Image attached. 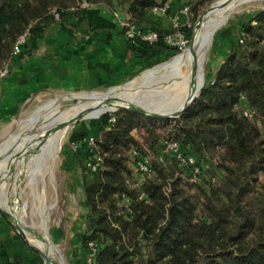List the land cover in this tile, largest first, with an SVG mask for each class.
Segmentation results:
<instances>
[{
	"label": "trees",
	"instance_id": "obj_1",
	"mask_svg": "<svg viewBox=\"0 0 264 264\" xmlns=\"http://www.w3.org/2000/svg\"><path fill=\"white\" fill-rule=\"evenodd\" d=\"M86 1L125 11L144 30L152 8L167 0ZM203 1L195 0L192 9ZM80 2L0 0V67L15 58L11 52L19 35L42 32L55 20L53 11L58 19L79 15ZM176 8L170 6L168 13ZM195 18L190 27H181L188 39ZM173 29H160L151 44L125 37L127 51L137 57L152 49L177 53L162 39ZM92 136L91 146L89 136L70 137L84 152L82 245L93 252L89 264H264V8L245 20L241 37L212 79L177 118L160 123L117 109L100 117ZM164 140L195 157V181L190 167L179 165L171 152L163 153V163L157 160ZM143 145L154 156L152 172L133 186L130 151H142ZM95 158L98 169L86 171ZM0 221L10 226L1 213ZM8 239L22 242L15 233ZM3 259L23 264L18 256L4 254Z\"/></svg>",
	"mask_w": 264,
	"mask_h": 264
},
{
	"label": "rangeland",
	"instance_id": "obj_2",
	"mask_svg": "<svg viewBox=\"0 0 264 264\" xmlns=\"http://www.w3.org/2000/svg\"><path fill=\"white\" fill-rule=\"evenodd\" d=\"M210 3L204 0L195 9H192L191 5V19L196 17L194 23ZM260 8H264L263 0H248L241 3L238 9L231 13L232 15H230L214 32L205 52L203 84L212 79L216 68L222 62L224 56L241 37L242 24L254 11ZM181 52L182 51H179L174 54L170 51L163 52L160 59H156L154 63L140 68L124 81L107 85L96 90L104 91L116 97H122L132 90V83L136 79V76L139 77L148 74L152 69L165 61L173 59ZM143 71L145 72L140 75ZM125 83L127 84L123 87L109 89L112 86H119ZM84 90L88 89L67 92L42 91L31 97L30 100L23 104L19 113L0 136V156L2 148L16 136L23 133L31 124L29 123L26 126V123L30 120L40 119L53 111L56 106L66 107L77 103V99L70 95ZM110 112L112 111L105 113ZM105 113H102L99 117L81 119L69 128L60 144L57 146L56 152H54L52 158L46 162V166L44 167L46 176L42 182L38 183L37 188L33 187L37 182L35 176L36 166L33 161V159L35 160V149L20 153L19 157H17L16 154L15 157H17V159L13 157L11 159H14L11 162L12 165L6 169V176H9L11 181H9L10 183L8 185L6 184L7 180L3 182V190L6 192L9 199L15 198L16 215L19 219H22L26 224L31 223L30 208L32 206L33 208L38 207L37 205L40 200H38L37 197H41L46 207H48L49 221L46 230L53 243L60 264H89L90 257L93 254L91 249H84L82 245L86 214L81 188L83 177L82 168L85 164L84 152L82 147L77 145H75V148L72 147L70 137L72 134L78 133H82L85 137H91L94 124L97 123L100 117ZM170 120H159V122L165 123ZM9 133L10 135L6 138L5 136ZM10 227L12 228V232L20 237L26 250L31 253L30 257L32 259L30 263L43 264V260L40 258L39 254L30 249L11 225Z\"/></svg>",
	"mask_w": 264,
	"mask_h": 264
},
{
	"label": "crops",
	"instance_id": "obj_3",
	"mask_svg": "<svg viewBox=\"0 0 264 264\" xmlns=\"http://www.w3.org/2000/svg\"><path fill=\"white\" fill-rule=\"evenodd\" d=\"M186 1L167 0L173 8ZM172 12L174 9L166 14L152 10L150 27L169 29ZM163 52L152 49L146 57L129 53L118 19L104 5H90L75 17L53 20L42 32L28 38L8 72L0 77V136L35 94L96 90L119 83L160 59ZM13 234L11 227L0 221V264H4V254L11 258L18 256L23 264H31V253L24 244L8 239Z\"/></svg>",
	"mask_w": 264,
	"mask_h": 264
},
{
	"label": "bare ground",
	"instance_id": "obj_4",
	"mask_svg": "<svg viewBox=\"0 0 264 264\" xmlns=\"http://www.w3.org/2000/svg\"><path fill=\"white\" fill-rule=\"evenodd\" d=\"M245 1L248 0H214L197 23L193 49L186 47L173 59L161 63L148 74L136 77L132 83V90L124 96L116 97L97 90L73 93L70 96H74L77 103L68 105L67 108L56 106L47 115L34 120L23 133L2 148L0 209L23 224L22 233L27 241L41 253L43 264H60L46 230L49 209L44 200L37 197L40 200L38 207L30 208L31 223L26 224L17 217L15 198L9 199L3 190V182L7 180L8 185L11 181L9 176H6V169L14 160L11 159L13 157L17 159L20 153L28 150H36L33 161L37 167H35L37 182L33 187L37 188L38 183L42 182L46 176L44 168L46 162L56 152L57 146L69 130L66 124L72 120L99 117L102 113L122 105H131L158 113L173 114L178 111L199 92L203 85V63L211 36ZM16 154L17 157H15Z\"/></svg>",
	"mask_w": 264,
	"mask_h": 264
},
{
	"label": "built area",
	"instance_id": "obj_5",
	"mask_svg": "<svg viewBox=\"0 0 264 264\" xmlns=\"http://www.w3.org/2000/svg\"><path fill=\"white\" fill-rule=\"evenodd\" d=\"M195 0H187L182 5L177 7L174 12L169 15L170 25L173 31L168 32L162 36L163 41L169 47L175 48L179 51L187 47L189 39L186 36L182 26L190 27L191 26V4ZM89 4L86 0H81L80 7L82 9L88 8ZM170 4L166 1L160 6L152 8V10L158 11L160 13L166 14L170 8ZM114 16L118 19V23L121 29H124V36L126 38L139 37L141 40L148 42L149 44L155 42L160 36L159 29L148 27L144 30H141L137 24L129 18V15L125 11H111ZM54 19H58V13L53 11ZM30 37L28 31H25L23 34L19 35L12 48V56H18L27 44V40ZM240 41H242L240 39ZM9 66L3 68L0 67V77L4 76L8 72ZM244 114H249L248 110L244 111ZM113 120V118H110ZM95 137L91 136L87 138L88 145H93ZM76 143L72 142V147L75 148ZM143 150L140 151L136 148H132L130 151L131 154V167L133 172V178L131 179L133 186H139L143 177L147 174H150L151 171V160L154 158L150 149L145 145L142 146ZM163 149L160 155L157 157V160L161 163L164 162L163 153L171 152L176 158L179 165H188L191 169L190 180L195 181L196 174L199 171V166L196 164V159L190 154L184 153L180 150L178 144L175 141H163ZM100 166V159L95 158L86 163L87 171L94 172ZM121 201L124 202L127 199L124 194L120 196Z\"/></svg>",
	"mask_w": 264,
	"mask_h": 264
},
{
	"label": "water",
	"instance_id": "obj_6",
	"mask_svg": "<svg viewBox=\"0 0 264 264\" xmlns=\"http://www.w3.org/2000/svg\"><path fill=\"white\" fill-rule=\"evenodd\" d=\"M212 2L208 5V7H210V5L212 4ZM208 7L204 10V12L197 18L196 22L194 23V26L192 28V33H191V36H190V39H189V42H188V46H187V47H189L191 49H193V47H194L195 33H196L197 23L204 16V14L206 13ZM203 85L201 86L199 92L185 106H183L182 108H180L178 111H176L173 114L145 111V110H142V109H140L138 107L131 106V105H122V106H119L116 109L112 110V112L115 111V110H117V109H127V110H130V111H133V112L141 113V114H143V115H145L147 117H151V118L157 119V120H170V119H174V118H177L179 115H181L183 112H185L188 109V107L190 106V104L193 102V100L198 96V94L202 90ZM80 120H81V118H76V119L72 120L71 122L67 123L66 124V127H69L70 128L72 125H74L76 122H78ZM0 213L6 219V221L13 227V229L21 236V238L24 241V243L30 249H32L36 253H38L39 256H40V258L42 259L41 253L37 249H35L30 244V242L27 241V239L23 235V233H22L23 224L18 219L14 218V217H11L9 214L5 213L1 209H0Z\"/></svg>",
	"mask_w": 264,
	"mask_h": 264
}]
</instances>
